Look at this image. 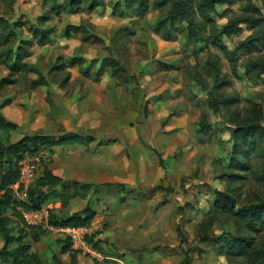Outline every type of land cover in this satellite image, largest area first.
I'll use <instances>...</instances> for the list:
<instances>
[{
    "label": "rangeland",
    "instance_id": "1",
    "mask_svg": "<svg viewBox=\"0 0 264 264\" xmlns=\"http://www.w3.org/2000/svg\"><path fill=\"white\" fill-rule=\"evenodd\" d=\"M12 1L0 0V16L11 24H24L17 31L19 38L29 39L26 29L40 16L49 18L44 27L55 33L45 48L34 46L26 61L47 81L49 92L28 88L37 78L32 74L12 77L13 82L0 91V102L9 98V116L19 124L6 142L63 134L94 140L89 147L69 144L58 149L59 153L47 152L42 160V166L62 180L96 188L94 195L74 201L69 210L51 212L56 218L80 212L89 204L102 220V231L94 241L103 253L98 257L77 254L76 264H182L186 255L189 264H229L223 243L236 234L238 223L234 216H214L212 207L217 192H230L238 209L264 200V182L258 179L264 172V160L249 159L250 170L234 185L225 180L230 174L231 132L250 105L261 109L264 127V74L243 76L248 65L264 60V48L239 52L236 72L240 77H234L223 54L212 47L188 44L180 24L171 30V41L154 33L168 8L151 9L144 19H138L125 8L124 0H103V9L90 14L54 12L53 8L69 0ZM251 1L262 9L264 18L263 0ZM242 8L239 4L223 18L215 16L216 26L242 14ZM222 12L217 7V13ZM79 24L100 42L77 47L76 41L60 37L67 25ZM252 33L242 27L239 34L223 38L225 47L233 51ZM17 42L13 38L0 47V54L15 49ZM73 56L83 59V65L68 67ZM112 60L123 68L118 79L111 76ZM208 60H216L230 80L219 92L212 91L213 81L203 70ZM59 65L63 69L55 71ZM8 75L7 65L1 64L0 82ZM229 95H238L239 103L218 112L209 108L211 98ZM14 212L5 213L13 221L14 234L42 262L49 263L56 255L62 264H72L70 255L59 254L62 235L30 231ZM33 236H39L38 243ZM252 237L255 246L264 245V233Z\"/></svg>",
    "mask_w": 264,
    "mask_h": 264
},
{
    "label": "trees",
    "instance_id": "2",
    "mask_svg": "<svg viewBox=\"0 0 264 264\" xmlns=\"http://www.w3.org/2000/svg\"><path fill=\"white\" fill-rule=\"evenodd\" d=\"M84 1L69 0L65 2V5L53 9L56 14H59L62 9L70 14H78L82 11L90 14L94 10L104 7L102 0H89L86 1V5L81 9L80 5ZM198 1L197 4H194V0H124V5L138 19H144L151 9L162 11L168 8L166 17L159 20L154 27L156 35H161L165 41H171L173 39L171 30H174L177 24H180L184 28L183 33L185 41L188 44L193 43L207 48H214L227 59L234 77H240L236 72L237 54L239 52L248 53L254 50L257 51L260 46L264 48V18L261 17L262 9L257 8L251 0ZM239 4L243 5L242 14L228 19L224 25L218 28L214 17L223 18L230 9ZM217 7L223 8L222 14L217 13ZM192 12H195L198 21L195 20ZM48 19L47 16L38 17L36 24H32L26 29L29 39H22L19 38L20 34L17 31H22L24 24L18 21L11 24L8 19L0 16V47L7 46L13 38H18L15 49L0 54V65H7L9 71V78L0 82V91L5 84L13 82L12 77L22 74L37 76L35 80L28 83L30 90L46 87L47 83L45 79L38 74L34 66L29 65L26 61L32 57V48L35 45L43 48L51 43V37L55 31L53 28L44 27ZM242 27L253 32L252 35L233 51L228 50L225 47L223 38L239 34ZM74 35H80V42L82 44H96L100 42L96 36L88 33L87 27L83 24L67 25L64 28L63 36L65 38L69 39ZM83 63V59L73 56L68 60L67 66L78 67L83 65ZM63 67V65H59L55 68V71L60 72ZM109 67L112 78L118 79V73L123 71L119 62L112 60ZM203 70L213 81L212 91L219 92L224 87L230 85L228 76L222 74L216 60H208ZM245 72L243 76H247L248 72H251L256 77H260V75L264 74V60L259 59L251 63ZM83 75L87 77L88 70H85ZM96 75L101 76L102 72H97ZM67 80H69L68 75L65 82H68ZM239 99L238 95L221 97L220 100L211 98L208 101V106L212 111L218 112L221 108H232L239 103ZM9 105L10 100H4L0 105V109ZM261 120V109L257 105H250L245 110L241 124L232 129L231 150L228 156L230 174L225 176V180L229 185H234L235 181L242 179V173H248L250 170L249 159L258 158L259 160H264V127L261 124ZM205 126H202L201 130L205 129ZM16 129L17 126L8 122L0 113V133L4 136V139L0 141V240L2 242L0 262L3 264L10 261L11 264H62L60 258L56 255L51 257V262H42L35 252L30 251L29 246L22 244L21 236L14 234L13 221L5 217V213L9 209H13L16 212V206L18 205L14 201L9 187L18 180V164L25 154L51 152L55 147L69 144L87 147L94 140L77 134L65 135L60 138L33 135L24 136L15 143H7L6 139L9 137V134ZM258 179L264 182V172ZM106 186L110 188L117 187L112 184H107ZM118 187L122 189L124 186L118 185ZM95 192L96 188L92 185L65 182L55 176L47 167L44 168L42 166V170L28 191V204L23 205V208L38 210L45 205L58 203L61 206L58 211L61 212V210H69L74 201L88 199ZM212 213L214 216H234L238 223L236 234L230 236L229 240L223 243L224 253L229 264H264V245L255 246L254 238L252 237L253 234L263 235L264 233V200L238 209L237 199L230 192H217ZM95 217V211L87 204L80 212L73 214L64 213L58 217L56 216V218L54 215H50L49 224L54 228L79 227L89 224ZM29 230L40 232V235L44 232L41 229ZM33 240L35 243H38L39 236H33ZM62 241V244H58L60 245L59 254L70 255L71 263L76 264L77 253L70 250V245L66 240ZM89 243L97 254L103 253L98 241L90 239ZM182 264H189L187 255Z\"/></svg>",
    "mask_w": 264,
    "mask_h": 264
},
{
    "label": "built area",
    "instance_id": "3",
    "mask_svg": "<svg viewBox=\"0 0 264 264\" xmlns=\"http://www.w3.org/2000/svg\"><path fill=\"white\" fill-rule=\"evenodd\" d=\"M45 156L46 152L25 154L18 164V180L9 187L14 201L18 204L16 212L21 222L27 229H41L62 235V239L69 243L72 252L96 256L97 253L89 240H96L97 235L102 231L100 217L96 216L85 226L54 228L49 224L50 215L58 209L59 204H48L38 210L23 208V205L28 204V191L42 170V160Z\"/></svg>",
    "mask_w": 264,
    "mask_h": 264
},
{
    "label": "crops",
    "instance_id": "4",
    "mask_svg": "<svg viewBox=\"0 0 264 264\" xmlns=\"http://www.w3.org/2000/svg\"><path fill=\"white\" fill-rule=\"evenodd\" d=\"M103 1V0H102ZM99 9V8H98ZM98 9H96V10H98ZM101 9V8H100ZM103 9V8H102ZM64 30V29H63ZM61 34H60V37H63V38H65L64 36H63V31H61L60 32ZM59 34V33H58ZM67 39V38H66ZM70 39H72V40H74V41H76L77 43H78V45L79 46H77V47H80L81 45H82V43L80 42V35H74L72 38H69V39H67V40H70ZM54 41V37H53V35H52V37H51V43ZM83 45H85V44H83ZM36 46V45H35ZM43 48H45V47H43ZM32 53H33V48H32ZM33 81V80H32ZM46 81V80H45ZM31 82V81H30ZM29 82V83H30ZM46 83H47V81H46ZM38 88H42V89H45V91H46V94H47V92H49V89L47 88V86L46 87H38ZM2 90V89H1ZM4 100H9V98H5ZM3 100V101H4ZM2 101V102H3ZM2 102H0V105L2 104ZM12 106H11V104L9 105V106H7V107H4V108H2V109H0V113H1V115L8 121V122H10V123H13V124H15L16 126H17V129H18V125L19 124H17L16 122H15V120L11 117V116H9L10 114H9V111H11L10 110V108H11ZM23 116V118H25V115H21V117ZM26 119H28V117L26 118ZM26 119L24 120V122L26 121ZM63 135H67V134H63ZM44 136H48V135H44ZM91 144H93V143H91ZM91 144H89L87 147H89ZM65 146H67V145H65ZM63 147V146H62ZM62 147H55V148H53L52 149V151H51V154L52 153H59V150L58 149H60V148H62ZM47 153V152H46ZM48 154V153H47ZM56 176V175H55ZM57 177H59V178H61L62 179V176H57ZM64 181V180H63ZM65 182H69V181H65ZM71 182H77V181H71ZM77 183H79V182H77ZM56 204H58V203H56ZM60 208H61V206H60V204H59V206H58V209L57 210H60ZM62 256H64V255H62Z\"/></svg>",
    "mask_w": 264,
    "mask_h": 264
}]
</instances>
